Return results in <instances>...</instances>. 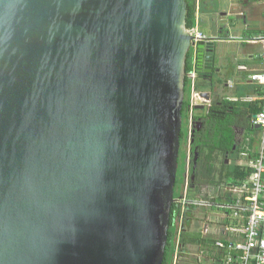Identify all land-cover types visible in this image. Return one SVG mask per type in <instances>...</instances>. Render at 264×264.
<instances>
[{
  "label": "water",
  "instance_id": "95a60500",
  "mask_svg": "<svg viewBox=\"0 0 264 264\" xmlns=\"http://www.w3.org/2000/svg\"><path fill=\"white\" fill-rule=\"evenodd\" d=\"M188 15L0 0V264L164 263L188 58L211 71L219 42L195 44Z\"/></svg>",
  "mask_w": 264,
  "mask_h": 264
},
{
  "label": "trees",
  "instance_id": "16d2710c",
  "mask_svg": "<svg viewBox=\"0 0 264 264\" xmlns=\"http://www.w3.org/2000/svg\"><path fill=\"white\" fill-rule=\"evenodd\" d=\"M188 11L189 15L187 19V27L189 30H194L197 25L196 0H188ZM193 67L194 53L191 51L187 63V74L193 71ZM196 89L201 91L202 88L200 83L197 84ZM191 95L192 91L190 87V79L187 78L185 88V102L182 110L183 129L181 132L180 154L184 153L183 150L185 149L186 145L189 144L191 152V168L189 172L190 184L188 189L189 193L195 190V192H198L202 186H218L221 183H231L233 184L232 186H239L242 182L251 181L255 169L251 168L249 170H245L242 168V172L235 174L232 171V173L229 174V169H227L225 162L226 159L228 160L231 152H233V149L238 148L236 133L235 130L232 129L233 126L236 124H240L238 123V119H241V121L244 119L246 125H248L253 116L261 110L262 103H229L226 100L218 99L215 103H213L212 107L209 108V106H206V112H200L197 110V115L193 116L192 118L195 121V126L193 127L192 131H190L188 129V124L191 106ZM190 134L191 139L189 137ZM258 156L259 155H257V158L254 161L255 163L258 160ZM184 158V164H179L178 166V174L175 187V201L171 212L170 229L168 232V242L163 264H174V256L176 252L178 237L180 238L179 241L181 250L179 256L181 257L183 252L188 253V255L191 254L188 247H194L196 245L200 246L203 244L205 246L208 245V239L202 237V231L201 233H196L190 232L188 230V227H190L192 225V222L194 221L193 216H190L192 210L196 208L197 205H201L202 203H199V194L196 197H193V195L187 197L189 205H187L188 209L184 216V226L179 236L177 220L180 217L179 214L181 211V207L179 204L180 195L178 194L176 188L179 177L182 176V174L185 175L186 179L188 158L187 151L184 153ZM219 164L220 168H218ZM220 198V200L216 198L215 200H211L212 203L207 204V202H205L204 204L210 207L216 206V208L214 209L215 211H217L216 209L223 210V205L225 204L223 200H231L232 195L224 193Z\"/></svg>",
  "mask_w": 264,
  "mask_h": 264
},
{
  "label": "crops",
  "instance_id": "0c3cea01",
  "mask_svg": "<svg viewBox=\"0 0 264 264\" xmlns=\"http://www.w3.org/2000/svg\"><path fill=\"white\" fill-rule=\"evenodd\" d=\"M225 9H223L222 7ZM218 6L217 10H214L215 7ZM209 14L210 20V27L212 28L213 32L207 33L204 31L203 26L205 20L208 18L207 15ZM228 17H232V19L228 20ZM234 18V19H233ZM196 28L194 31H200L205 33L209 37H213L218 39L219 42H216L217 51L215 54V65L214 67L219 72H215L214 80L216 81L214 84L213 93H215V98L226 100L229 103L231 102H259L258 93L259 90L250 82L249 76L256 72H259L263 69L264 66V41L256 42L251 40H258L264 37L261 36V26L264 28V3L262 0H196ZM244 21L243 27H240V22ZM209 24V23H207ZM242 28V29H241ZM248 32V34H245ZM238 41V42H237ZM241 42V43H239ZM225 43V44H224ZM241 44L244 48L242 50V54L246 58V62L243 64H239L237 69L240 70V81L244 82L247 87H253V92L251 94H247L243 98L239 99L236 96H229L228 92L233 87V82L228 79L227 76L230 74V66H234L235 59L229 53L226 54L222 51L221 45H235ZM261 46H262V53H261ZM241 67H246V69H241ZM215 70V69H214ZM212 71V70H211ZM210 72V71H209ZM207 72V73H209ZM236 85V83H235ZM206 91V90H205ZM226 95V96H224ZM221 97V98H219ZM232 107V105H231ZM238 119V118H237ZM244 119H238V123L233 126L232 129L235 130L237 139L239 140L238 148L235 149L236 153L233 151L228 157V164L227 169H229V174L232 173H239L242 172L243 169H254L255 160L257 155H259L261 149V142H262V134H261V141L259 145H255L251 147V142L247 143L245 139V127L247 126L244 123ZM250 127L251 120H250ZM249 128V126H248ZM252 129H255L252 127ZM262 132V131H261ZM238 134L240 135L238 137ZM241 141V142H240ZM227 161V159H226ZM240 168V170H239ZM243 168V169H242ZM235 176V175H234ZM264 177V176H263ZM246 182H242L243 185ZM236 184V183H235ZM240 184V185H241ZM233 184H219L218 188L222 191L221 193L229 194V188H231ZM189 189V188H188ZM225 203V200H224ZM209 204V203H208ZM208 206V205H205ZM210 207V206H208ZM223 211V210H222ZM211 211L207 213L209 215V219L215 217ZM218 212V211H215ZM202 213L205 216L204 210ZM217 225L212 229V236L204 238L209 239L208 246H212L213 250L208 251L209 256H213L218 249L214 243L215 240H221L223 242H228L229 240L233 239L237 233H234L233 226L235 223L231 218H229V213L222 212V215H217ZM209 228V227H208ZM210 229V228H209ZM228 229V231H227ZM201 233V231H199ZM203 237V235H202ZM210 242L213 244L211 245ZM190 249V247L188 248ZM197 252V250H195ZM182 256H188L187 253H182ZM196 261L199 262L197 259V255H194ZM209 262H204V264H221L223 260L222 254L220 257L218 255L215 256V259H208ZM186 260H182L181 262H177L176 264H183ZM198 264H203L201 261ZM223 264V263H222Z\"/></svg>",
  "mask_w": 264,
  "mask_h": 264
},
{
  "label": "built area",
  "instance_id": "2783aa9c",
  "mask_svg": "<svg viewBox=\"0 0 264 264\" xmlns=\"http://www.w3.org/2000/svg\"><path fill=\"white\" fill-rule=\"evenodd\" d=\"M195 37L194 43L200 40L209 41V36L200 31L190 30ZM264 41V37L262 38ZM193 71L188 74L190 87L192 90L190 111L195 108L196 95V58H194ZM246 69V67H241ZM250 82L259 90L258 99L262 103L261 110L255 114L251 120L253 128L258 127L262 131L261 149L258 160L254 165V175L251 181L239 186H231L229 192L232 195L231 200L226 199L223 205V212L229 213V218L233 220V226L236 236L228 242L215 240L214 243L218 251L212 256L222 254L221 264H264V66L259 72L249 76ZM193 126V119L192 125ZM187 192L179 200L181 224L177 225L179 234L184 226V216L188 209L189 202L186 197ZM224 201V200H223ZM196 204V203H195ZM178 216V217H179ZM209 229V228H208ZM203 235H208V230H202ZM228 231V229H227ZM181 246L177 241L174 264L180 261Z\"/></svg>",
  "mask_w": 264,
  "mask_h": 264
},
{
  "label": "rangeland",
  "instance_id": "374dc122",
  "mask_svg": "<svg viewBox=\"0 0 264 264\" xmlns=\"http://www.w3.org/2000/svg\"><path fill=\"white\" fill-rule=\"evenodd\" d=\"M262 3H264V0H262ZM221 7H222V5H221ZM217 8H218V6H216L214 10H217ZM223 9H225V7ZM207 17L208 18L205 20L206 23H204L203 29L207 33L211 34L213 32V30L210 27L211 22L209 20V14L207 15ZM230 19H232V17H228V20H230ZM207 23H209V24H207ZM243 23H244V21H243ZM243 23H242V21L240 22V27H243ZM244 33L248 34V32H245V31H244ZM263 35H264V28L261 26V36H263ZM242 47L243 46L241 44L221 45L222 51L225 52L226 54L229 53L231 56L234 57V59L236 61V62H234V66H230V69H231L230 74H229V76H227L228 79H230L233 82V87L229 90L228 94H229V96H236L239 99H241L244 96H246L247 94H251L253 92V87H247V85L244 82L239 80L240 79L239 74L241 72L239 69H237V66L239 64H243L246 62V58H244L245 56L242 54V50H244V48H242ZM261 53H262V46H261ZM235 83H236V85H235ZM198 84H199V82H198ZM224 96H226V95H224ZM219 98H221V97H219ZM196 114L197 113H196L195 109L193 111H190L189 124H188V129L190 131H192V129H193V126H191L192 125V118ZM248 126H249V128H248ZM245 132H246L245 139H246L247 143L251 142V144H250L251 147H254L255 145H259V143L261 141V134H262L260 129H252V127H250V123H249L245 127ZM239 136L240 135L238 134V137ZM189 137L191 139V134ZM237 141L239 143V140H237ZM183 151H184V153L187 151V155H188L186 179H185L184 174H182V176L179 177V181H178L176 190H177L178 194L180 195L179 198H181L182 194H184L187 191L186 197H189L191 195H193V197H196L199 194L198 195L199 203L202 202L201 205H197L196 208H194L192 210L190 216L191 217L193 216L194 221L192 222V225L190 227H188V230L190 232H196V233L198 232L199 233V231H202V230L206 231V229H207L208 232H213L212 229L217 225L216 217H217V215H222L223 211L216 209L218 212H215L214 209L216 208V206L208 207V206H205L206 204H204V203L205 202H207V204L212 203L211 200H215L216 198L220 200L221 199L220 197L223 194V193L220 194V191H222V190H220L218 188V186L213 185V186H202L198 192H195L196 191L195 190V191H192L191 193H189V191H188L189 184H190L189 172H190V163H191V152H190L189 144L186 145V147ZM184 153L180 154V157H179L180 163L179 164H184V162H185ZM228 161L229 160H227L225 162L226 165L228 164L227 163ZM218 168H220V164L218 165ZM229 194H231V193H229ZM202 210H204L205 216L202 213ZM211 211H214V212H212L213 215H216V214L217 215L215 217L211 218V220H210L209 219L210 217H209V215H207V213H210ZM177 224L178 225L181 224V218L180 217L177 220ZM208 227L210 229H208ZM207 236L211 237L212 234L208 233ZM195 250H197V252ZM211 250H213L212 246H208V245L205 246L204 244L200 245V246L196 245L194 247L191 246L189 249L191 254L188 256H182L183 260H186L185 262H183V264H198V263H200V261L203 264L206 261L209 262L208 259H212V256L208 255V251H211ZM194 255H197L196 257L199 258V262L196 261V258ZM182 257L179 256L180 262L182 260Z\"/></svg>",
  "mask_w": 264,
  "mask_h": 264
},
{
  "label": "flooded vegetation",
  "instance_id": "af4514ba",
  "mask_svg": "<svg viewBox=\"0 0 264 264\" xmlns=\"http://www.w3.org/2000/svg\"><path fill=\"white\" fill-rule=\"evenodd\" d=\"M215 57L216 56H214V58H213V61H212V64H211V70L212 71H208L209 73H204V72H202V74H199V70H198V66H197V61H196V72H197V79H198V81H199V83H200V85H201V90H206V91H211V95H212V98H211V102H210V104L209 105H207V106H209V108L210 107H212V105H213V103H215L216 101H217V98H215V93H213V89H214V84H215V80H214V74H215V72H219V71H217V69L214 67V65H215ZM215 69V70H214ZM210 89V90H209ZM200 111V112H202V111H207V108L205 107L204 109H195V111H196V113H198V111ZM208 113V112H207ZM197 115V114H196ZM194 119H193V127L195 126V124H194ZM198 127H200V126H198ZM236 139H237V136H236ZM238 140V139H237ZM236 140V141H237ZM238 142V141H237ZM233 151L236 153V151H235V148L233 149ZM190 168H191V163H190ZM203 232L204 231H202V235H203ZM205 236H207V235H205ZM207 237H209V236H207ZM203 238H204V235H203ZM209 240V239H208ZM208 244H209V241H208Z\"/></svg>",
  "mask_w": 264,
  "mask_h": 264
},
{
  "label": "clouds",
  "instance_id": "9594fccd",
  "mask_svg": "<svg viewBox=\"0 0 264 264\" xmlns=\"http://www.w3.org/2000/svg\"><path fill=\"white\" fill-rule=\"evenodd\" d=\"M193 53H194V52H193ZM194 58H196V57H195V54H194ZM196 73H197V72H196ZM187 78H188V74H187ZM198 82H199V81H198V79H197V81H196V86H197ZM191 91H192V90H191ZM197 92H199V90L196 89V93H197ZM191 96H192V95H191ZM195 107H196V106H195ZM194 109H196V108H194ZM255 129H256V128H255ZM186 192H187V191H186ZM186 192H185V193H186ZM185 193H184V194H185ZM184 194H183V196H184ZM180 234H181V233H180ZM180 234H179V236H180ZM179 239H180V238L178 237V238H177V241H178ZM179 243H180V241H179ZM188 248H189V247H188ZM197 259L199 260V258H197Z\"/></svg>",
  "mask_w": 264,
  "mask_h": 264
}]
</instances>
